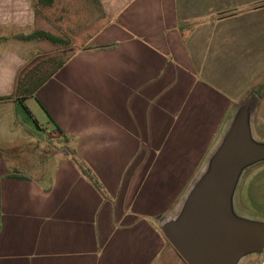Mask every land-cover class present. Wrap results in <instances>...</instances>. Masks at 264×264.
<instances>
[{
	"label": "crops",
	"instance_id": "1",
	"mask_svg": "<svg viewBox=\"0 0 264 264\" xmlns=\"http://www.w3.org/2000/svg\"><path fill=\"white\" fill-rule=\"evenodd\" d=\"M36 31L67 44L22 40ZM48 58L63 64L0 110L11 122L21 103L33 117L34 98L67 154L40 180L7 174L0 160V264H146L140 194L159 204L160 172L175 173L167 193L182 188L245 104L252 133L264 101V0H0V96ZM98 231L108 251L99 260ZM247 256L237 264L257 262Z\"/></svg>",
	"mask_w": 264,
	"mask_h": 264
},
{
	"label": "rangeland",
	"instance_id": "2",
	"mask_svg": "<svg viewBox=\"0 0 264 264\" xmlns=\"http://www.w3.org/2000/svg\"><path fill=\"white\" fill-rule=\"evenodd\" d=\"M25 104L31 110L33 117L28 116L20 104H16L15 111L13 114L11 113L9 115L12 119L11 122L6 119L7 115L4 111L0 110V160L7 174L16 172L19 174H27L40 180L41 175L43 176V168H45L46 164L49 163L54 165V161L49 162L48 160H50L52 156L55 157V159L64 158L67 151L64 150L65 146L63 139L59 141L55 140L51 137V134L49 135L45 132L48 118L39 108L35 99H28ZM258 106V117L256 118V123L253 124L252 133L254 136H260L261 138H259V140H262L264 143V101ZM231 122L225 134L230 128ZM8 125L10 126L7 127ZM37 125L44 131L38 129ZM249 129H251L250 126ZM213 142L214 140L210 141V146ZM221 142L222 141L214 143V145H212L213 147H210V152H212V154L206 165L199 167L198 171L187 172L184 176H180L179 180H181L182 177L184 178L181 180L184 183L182 188H179V186L177 188L174 187L171 193H167L168 188L165 185L170 186L175 184L172 179L175 173L160 172L156 181L160 185L159 188L156 189V194L158 196L157 203L159 204L154 208L148 203V198L145 193L142 192L140 194V197H143L142 201L146 212V226L152 229L150 233L148 232L149 234H145L139 241V245H141L142 242L144 245L146 264H185L176 251L172 250L173 248L163 235L162 228L164 225L174 222L181 216L182 210L192 192L208 180L209 167L212 166L215 158V156L213 157L212 155L219 150ZM63 155L65 156L63 157ZM176 174L179 176L181 173ZM123 176L124 171L121 173V179ZM181 181L179 184H181ZM190 181L191 183L188 185ZM187 185L189 187H187ZM186 187L188 189H186ZM107 195L112 197L109 194ZM231 205L232 211L230 217H232L233 221L250 222L254 224L264 223V161L243 169L238 177L232 195ZM146 210H150L149 213ZM97 221L99 225V216L97 217ZM115 226L113 222L111 236L110 234L108 235L111 237L112 242H114L116 238ZM132 239L133 237H130V240ZM105 243L106 241L101 238L98 231V260L108 254V251H102V245ZM129 244L134 245L135 243L130 241ZM246 259L254 262L259 261L264 264V253L251 254L247 256Z\"/></svg>",
	"mask_w": 264,
	"mask_h": 264
},
{
	"label": "water",
	"instance_id": "3",
	"mask_svg": "<svg viewBox=\"0 0 264 264\" xmlns=\"http://www.w3.org/2000/svg\"><path fill=\"white\" fill-rule=\"evenodd\" d=\"M208 180L190 195L181 216L163 235L185 264H237L264 253V223L235 222L231 199L244 168L264 161V143L252 139L248 105H242L222 139Z\"/></svg>",
	"mask_w": 264,
	"mask_h": 264
},
{
	"label": "trees",
	"instance_id": "4",
	"mask_svg": "<svg viewBox=\"0 0 264 264\" xmlns=\"http://www.w3.org/2000/svg\"><path fill=\"white\" fill-rule=\"evenodd\" d=\"M35 39L45 40L53 45L66 46L67 44V42L63 41L62 39L43 31H36L30 35L22 37V40ZM62 64V61L56 62L52 58L44 59L37 62L35 65L27 69L24 73L16 77L12 93L10 95L0 96V102L9 101L14 97L18 102H20L24 98L32 96ZM22 108L25 113L29 115L27 109L23 106ZM79 168L81 172L85 175V177L98 189V191H101L102 188L95 176L89 170L83 168L81 165L79 166Z\"/></svg>",
	"mask_w": 264,
	"mask_h": 264
}]
</instances>
